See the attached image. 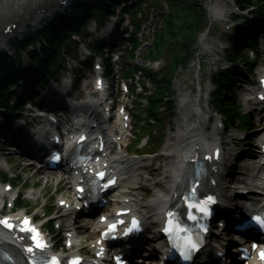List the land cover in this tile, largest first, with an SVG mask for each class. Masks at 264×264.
Wrapping results in <instances>:
<instances>
[{"label":"rangeland","instance_id":"1","mask_svg":"<svg viewBox=\"0 0 264 264\" xmlns=\"http://www.w3.org/2000/svg\"><path fill=\"white\" fill-rule=\"evenodd\" d=\"M144 5L142 7V13L139 14V19L144 21L143 25V34L139 33V36L145 37L148 40H152L154 37V32L156 30L155 25L160 26L163 23V17L162 14L163 12L166 13L170 9L172 10V6L170 5L171 0H139L137 3L143 2ZM225 0H198L200 5L203 8L208 9L211 7L213 4H216L217 2L223 3ZM136 3V4H137ZM231 8V7H228ZM227 10V9H226ZM56 11H58L56 9ZM55 11V12H56ZM179 11V10H177ZM207 13H209L207 11ZM209 16H211V19L214 24H216L219 27V30L217 32L212 33L208 38H205V44L206 45L198 50V58L202 57V55H205L203 58L206 59L208 62V66H204V62H201L202 65L197 61L196 58L191 57L190 60L187 61L185 65L180 66L174 75L173 78V93L171 92L173 96L177 98L178 101V106L177 109H181V102L182 99H189V103L186 104L185 107L183 108H191V103L197 101V97L199 94V82L201 81L203 84H205V87L202 89V100L201 103L206 107V109L211 111L214 115V120L213 122H216L215 116L218 114L215 111V104L214 101L212 102V99L209 97V92L210 90L213 89V85L210 83V66L216 65L215 61H213L215 58H217L214 54V46L216 45L215 40L217 38L219 39H224V33L222 32V28L226 22H228V11H226L224 14L214 17L212 16V13H209ZM48 17V15L45 17L44 20H41L36 26H40ZM206 17H203L198 23V27L200 29H213L212 23L208 22V19H205ZM190 19V18H187ZM181 20H178L176 28H178L179 23ZM127 27L132 28V19L129 18L127 15ZM87 28H94V21H91L87 24ZM33 30L31 29H26L25 31L16 34L14 38H11V41L8 43V45H0V52H11L14 51V45L18 40H20L24 34L27 32ZM104 30H96V35L102 34ZM213 31V30H212ZM95 32V31H92ZM197 32H194L196 35ZM193 34V38H194ZM84 35V34H83ZM95 35V36H96ZM199 35V34H198ZM76 38L80 39L79 37L75 36ZM140 37V38H141ZM179 37V36H178ZM94 37L91 38H83L82 46L80 45L79 48L77 49V52H82L84 50L83 45H88L90 43V39H93ZM262 41L263 39L260 38ZM174 41V43H172ZM147 45L143 44L142 48H139V50L136 51V55L132 57L131 59H122V64L125 61L126 63L134 64V63H144L146 65H153L156 70H159L160 68L164 67L167 64V59L168 56L170 55V52L172 53L173 45H175V39H172L171 42L166 43L163 46H160V49L158 50L160 54V60L158 63H154L152 61H149L147 59H142L141 56H144L145 53L148 54V42H146ZM212 44L213 47L209 48V45ZM128 45V42L126 41L124 46ZM260 50L258 57L255 58V61L249 63V64H244L240 65L241 71L246 75V77H243L241 81H238L237 84L234 85V88L240 97L241 101H245V97L248 96V89L251 87V84H259V78L262 74V70H264V43L260 44ZM190 48H193V43H191ZM252 47H248L247 49L244 50V52L251 53L252 52ZM223 52L221 53L220 56L223 55ZM183 54V50H181V53ZM24 58H26L25 53L22 54ZM126 54H123V57H125ZM66 67L68 71H70V67H74V71L79 68V63H77L76 59H71L69 57H66ZM214 62V63H213ZM169 63V62H168ZM70 65V67H69ZM75 69V67H77ZM134 67H131L130 69L132 70ZM248 70L247 72L245 69ZM66 72V71H64ZM86 73L87 76L83 77V79L76 85L74 88V92H80L82 95H86L89 91L93 90V81H92V73L89 71V69L85 68L82 72H80V75L83 73ZM70 75H73L72 72H69ZM77 74V72L75 71ZM121 72H118L116 75H112L115 79L118 77V75ZM69 75V74H68ZM202 79V80H201ZM146 80L149 88L153 90L154 86L153 83L148 80L147 78H144ZM115 94L117 93L116 89L113 90ZM234 92L233 88H230L226 93L229 95V99L233 98V93ZM144 95V94H143ZM123 99V97H120V100ZM147 99L144 96H135L132 92L129 94L128 98L126 99L124 97V100H127V104L129 108L131 109L132 116L135 113V108L137 109V103H141L145 105L144 101ZM193 101V102H192ZM209 101V102H208ZM136 104V106H135ZM145 107V106H144ZM147 107V106H146ZM250 106L244 105L243 111L247 112L249 111ZM147 109V108H146ZM240 110V109H239ZM166 114V119L162 120L161 123L157 122L154 125L147 126L146 128L143 126L140 127V124L143 123L142 117L140 118L138 116V122L134 121V118L132 120V126H133V133L135 134L134 137L132 138V142L130 143L129 146V151L125 154L128 155L129 157H133L136 161V165H140L138 168L137 172H139L137 176L131 177V180H129L132 183V186H137L139 187V192L140 196L142 197V201L146 202L149 200V198L152 196L154 193L155 189L157 186L155 185L156 181L160 179L161 177L159 176L161 173H163L164 169L167 166V163L169 162V159L165 158L164 154L162 155L160 152L155 153V154H143V155H138L135 153L136 149L139 150L140 152H153L158 150V141H162V146H161V151L164 148V142L168 141V137L173 136V133L175 131V126L179 122V115L178 112L177 114L173 112V114L168 115V111L165 112ZM242 111L238 113L237 120H235V126L239 128H248L246 132L244 131H239L236 128L229 127L228 130H225L223 132V139L225 140V146L226 149L233 150V144H237L236 149L244 150L247 152H250L254 149H257L258 146H256V141L253 138L255 132L257 130H261L264 125L262 126H257V124L253 123V120L251 117H249V122L247 125L241 124V121L245 120L248 117L242 116ZM147 116V115H146ZM149 117V116H147ZM146 117V118H147ZM137 118V116H136ZM135 118V119H136ZM240 119V120H239ZM141 121V122H140ZM145 121V119H144ZM168 121H174V127L172 129H169L167 127ZM212 122V123H213ZM162 124V125H160ZM139 127V128H137ZM259 127H262L261 129ZM138 130L140 132L138 133ZM148 130H151V132L154 131V137L150 139L149 143L145 144L146 137H143L145 132ZM162 134V136H161ZM137 137V138H136ZM163 137V138H162ZM136 138V140H135ZM138 143V146H132L135 141ZM117 147V146H116ZM137 147V148H136ZM118 148V147H117ZM5 155L7 159L9 160V167L3 168L1 167V157ZM19 155L11 152L8 148L3 149L0 148V182L3 184V187L7 189V187H12L11 189H7L11 194L14 196L18 194V199L17 200H12L8 202V198L5 197V200H7L5 203L4 202V209L3 211L5 212H10L12 213L13 211H20V210H25L30 212L34 217L37 222L40 224H43L44 226L47 227V229H50L49 232L46 228L47 233L51 235L53 238L54 242H57V248L59 250H62V244L66 242V235L67 231L70 229H73V231H77L80 238L82 239V244L80 245V250L86 253H89L91 248L90 245L91 243L95 240V237L97 233L94 231V229H91L88 227L86 222H76L74 225L76 229H74L72 226L69 225H64L63 221V210L60 209L61 207L59 206V200L62 197H68L71 196L73 192V187L72 184L70 183V179H61V175L57 172H44L42 169H39L36 165L32 163H28L26 161H23L22 158H18ZM245 160H242L238 162L237 164L240 163H245ZM147 165V166H146ZM243 166V165H242ZM33 168V169H32ZM147 168V169H146ZM151 169H154V172H150ZM242 170H247L246 168H242ZM141 173V174H140ZM228 176L224 177V180H227ZM233 183V187H236V183ZM18 192V193H17ZM38 193L37 197H33L32 193ZM3 199V196L0 195V200ZM19 202L20 205H23V207H13L14 202ZM16 204V203H15ZM18 204V203H17ZM13 207V208H12ZM65 219H68V216H64ZM93 226V224H92ZM90 255V254H89Z\"/></svg>","mask_w":264,"mask_h":264},{"label":"trees","instance_id":"2","mask_svg":"<svg viewBox=\"0 0 264 264\" xmlns=\"http://www.w3.org/2000/svg\"><path fill=\"white\" fill-rule=\"evenodd\" d=\"M236 1L242 7H255L257 14L260 17L264 16V0ZM117 2L118 0H94L84 5L77 1L71 4L69 11H60L46 19L40 26L24 34L16 44L15 51L20 49L27 51L29 56L27 62L16 58L12 53L0 54V102L5 105L4 118L12 115L16 108L15 105L8 102L10 93L8 84L29 74H31L33 83L48 81V76L55 74L65 61L63 50L72 51L71 45L74 42L72 34L75 32L80 34L92 18H97L98 22L102 23L110 13V8L115 6ZM170 5L172 10L162 14L163 23L156 28L153 42L148 48V56L157 57L160 55L158 52L160 46L175 39L172 53L170 52L168 56L169 63L159 72L152 71L147 67L143 68L144 75L150 77L154 82V89L148 95L146 114L155 121H162L164 118L159 106H165L167 110L172 111L174 100L170 93L173 91L175 72L180 66L185 65L191 57L195 58L197 35L201 30L198 23L203 17H206L207 20L206 9L200 5L198 0H171ZM137 7H140L139 4ZM178 20L181 22L176 28ZM194 32H197L196 35ZM243 32H250L251 35H254L253 29L246 28L239 33L241 38ZM193 34L194 38L192 37ZM38 42H40L39 47H37ZM191 43H193V48H190ZM252 45L258 47V44L253 43ZM29 46L32 48L28 49ZM96 48L99 49L98 45ZM181 50H183V54H180ZM227 56L236 63L249 64L253 61L250 55L243 54L237 46H233ZM231 74L236 77L241 76L234 65H231L227 70L219 68L213 71L211 80L215 85V90L211 96L216 108L223 113L226 123L233 126L237 120L236 115L240 113L241 105L237 103L235 92L231 99L226 93L230 88H233ZM248 122L249 119L246 118L244 124L247 125ZM151 125L148 123V126ZM147 135L148 139L154 137V133L151 131Z\"/></svg>","mask_w":264,"mask_h":264},{"label":"bare ground","instance_id":"3","mask_svg":"<svg viewBox=\"0 0 264 264\" xmlns=\"http://www.w3.org/2000/svg\"><path fill=\"white\" fill-rule=\"evenodd\" d=\"M55 0H0V45H8V43L11 41V38H13L16 34H19L26 29H31L36 27V25L39 23L38 21L43 19L45 16V9L46 5L52 6L51 3H53ZM211 10L214 15H219L224 11L223 4H214L211 7ZM16 23V26L13 28H10V32L5 31L6 29L3 27L4 24L9 25L8 23ZM264 71V70H262ZM65 88L66 86H62ZM248 96L246 97V100L248 103H254L256 93L258 90L256 87H254V84H251V88L248 89ZM93 96H86L83 98V102L85 104H89L91 106L90 110L92 112L97 110L96 103L99 101V97H94L95 91L90 92ZM193 102V101H192ZM189 103V100H183L182 101V108L186 106V104ZM89 110V109H88ZM89 110V111H90ZM184 110V108L182 109ZM193 113H195L194 119H187L186 116H184V120L180 121L177 124L176 130L173 133V136L170 135L168 137V141L165 143V158L169 159V162L167 163L166 168L164 169V172L162 173V176L160 179H158L155 183L157 188L155 189L152 196L149 198L148 201L143 202L142 198L138 196L136 193L129 192V188L127 189V185H123L124 181L130 177H134L139 175L137 172L140 165H136V161L133 157H129L125 155V153L122 151V149L117 150L115 154L112 153V151L108 152L110 148L114 147L116 144L121 145L122 142V136H123V129L121 122L117 120L115 122L114 126L111 128L108 125V128H104L105 134L108 136V147L106 149V152L104 153V156L101 158L100 163L105 162L110 169H112L113 175L117 179H121V184L116 188V193L114 194L117 197V206L120 205V203H123L125 201L126 197H129L132 201V206L134 209L141 211L142 208L149 209V206L154 209V212L162 210L161 213L166 209L167 197H171L173 193L178 189L179 183L181 181V178L187 173V165L189 164L191 157H203L206 154H209L210 151H214L217 147H221V144L223 145L224 142L221 140L219 136V124L216 122L212 126L206 125V118L209 115V110L206 108H203L201 105V101L199 100V96L197 97V101L191 103V110ZM188 112V111H187ZM185 112V113H187ZM84 113V112H83ZM95 114H100L98 112H94ZM84 115L83 121L84 124H87L85 122ZM189 117V115H187ZM81 118H76V121L80 120ZM207 126V127H206ZM264 131V129H263ZM78 132H76L77 134ZM256 136L258 135L255 134ZM220 144V145H219ZM12 149H15V147H11ZM234 150H231L228 155H230V159L239 160L241 157L240 155H236L237 152H233ZM103 154V153H101ZM250 158L252 159L249 163L251 171H248L249 165L242 166L240 163L236 165V167H233L232 173H229L228 176H233V182L237 185H245L244 188L248 189L247 195H242L241 190L240 192H236V195H239L241 198H246L248 201H250L251 205H255L253 207L257 206V201L255 199L256 193H254V188L249 187V184L254 183L255 186L263 187L261 184V177H258L259 174V167H260V161L258 158V151L257 149H254L250 151L249 153H246ZM225 158V157H224ZM226 159V158H225ZM221 158L214 159V161H217L216 167L219 169V171H215V166L213 168L214 161L211 160V170L215 171L217 179L223 180L226 176L222 164L223 162L220 161ZM28 162L30 163H36L34 159H28ZM1 167L7 168L9 167V162L5 159H1ZM242 168H246L247 170H242ZM33 169V168H32ZM151 172H154V169L150 170ZM248 171V172H247ZM116 173V174H115ZM141 174V173H140ZM127 175V178L125 177ZM215 175V174H214ZM245 176H248V181L245 180ZM229 183V182H226ZM236 185V187H237ZM223 185H220V192L222 194V200H226L227 195L231 192H229V188L231 187V184H228L227 187H222ZM139 187L133 188V190L138 189ZM228 188V189H227ZM75 192V187L73 188ZM250 189V190H249ZM131 191V190H130ZM135 192V191H134ZM32 193V192H30ZM33 197H37L38 193H32ZM0 195L3 196V199L0 200V217L2 215V209L4 207V202L6 201H12L13 200V194H11L8 190L5 189V186L3 187V184L0 183ZM5 197L8 199L5 200ZM65 199V197L60 198ZM236 199V196H235ZM254 200V201H253ZM227 206V205H224ZM237 208H240L241 205H237ZM62 208V207H61ZM67 212L69 211L68 208L64 206V208ZM25 213V211L20 210L12 214L14 217L22 216ZM146 215L150 214L149 210L144 212ZM159 214V212H157ZM156 214V218H154V222H156L158 216ZM145 215V216H146ZM150 216V215H149ZM153 222V223H154ZM64 225H73L71 221L64 220ZM94 225H98V222L94 223ZM88 224V227L91 229H95L96 226ZM74 229H76L75 225ZM5 231L0 228V247H4L11 251L16 257L15 262L7 263L3 261V259L0 257V264H24L22 262V250L21 247L18 245L19 242L14 243L12 242L8 235L4 234ZM67 240L73 241V252L77 253L80 252L78 247L80 248V245L82 244V239L80 238L77 231H73V229L68 230L67 232ZM157 240H153V250H158L161 245L160 243H157ZM77 248V249H76ZM60 255H63L64 253H59ZM85 262H90L88 258H85Z\"/></svg>","mask_w":264,"mask_h":264},{"label":"snow or ice","instance_id":"4","mask_svg":"<svg viewBox=\"0 0 264 264\" xmlns=\"http://www.w3.org/2000/svg\"><path fill=\"white\" fill-rule=\"evenodd\" d=\"M97 176L103 178L105 176V173L99 172V173H97ZM113 182L114 181H109V183H113ZM208 199L211 200L212 197L209 196ZM202 211H207V209H202ZM169 215H172V213H169ZM252 219H253V222L255 223V225L257 227L264 228V217L257 216V217H254ZM133 222L135 223V219L133 220ZM3 223L6 224L8 228H14L15 227V225L9 223L8 221H4ZM111 227L113 229H115V225H112ZM21 230L24 232H31L32 233L31 240L35 242L37 247H39V248L45 247V243H44L42 237L40 236L39 232L34 227H31L30 221L28 219H25L23 221V223L21 225ZM27 251L32 252V248L29 246L27 248ZM261 255L264 256V252H262ZM33 264H35V262H33ZM52 264H59L58 258L53 257L52 258ZM71 264H78V261L74 260L71 262ZM122 264H123V262H122Z\"/></svg>","mask_w":264,"mask_h":264}]
</instances>
